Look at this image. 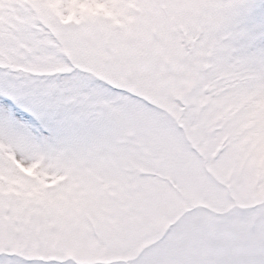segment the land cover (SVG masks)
Returning <instances> with one entry per match:
<instances>
[{"label":"snow or ice","instance_id":"6c2138e0","mask_svg":"<svg viewBox=\"0 0 264 264\" xmlns=\"http://www.w3.org/2000/svg\"><path fill=\"white\" fill-rule=\"evenodd\" d=\"M0 264H264V0H0Z\"/></svg>","mask_w":264,"mask_h":264}]
</instances>
